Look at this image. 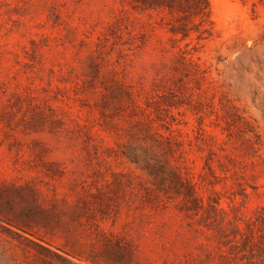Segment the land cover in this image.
Segmentation results:
<instances>
[{"label": "rangeland", "instance_id": "rangeland-1", "mask_svg": "<svg viewBox=\"0 0 264 264\" xmlns=\"http://www.w3.org/2000/svg\"><path fill=\"white\" fill-rule=\"evenodd\" d=\"M146 1L0 0V264H264V0Z\"/></svg>", "mask_w": 264, "mask_h": 264}, {"label": "trees", "instance_id": "trees-1", "mask_svg": "<svg viewBox=\"0 0 264 264\" xmlns=\"http://www.w3.org/2000/svg\"><path fill=\"white\" fill-rule=\"evenodd\" d=\"M192 6H194L195 9V13L198 14L200 16L201 19V25H204L206 23V20L209 17V2L208 0H188ZM143 2H148L146 0H143ZM162 3H158V4H162L164 6H172L170 2L163 0L161 1Z\"/></svg>", "mask_w": 264, "mask_h": 264}]
</instances>
